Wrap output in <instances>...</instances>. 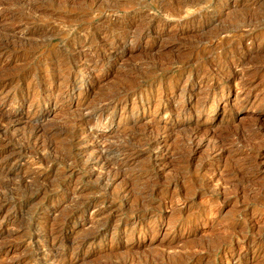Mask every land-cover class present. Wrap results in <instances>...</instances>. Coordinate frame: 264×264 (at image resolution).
<instances>
[{"label":"rangeland","instance_id":"1","mask_svg":"<svg viewBox=\"0 0 264 264\" xmlns=\"http://www.w3.org/2000/svg\"><path fill=\"white\" fill-rule=\"evenodd\" d=\"M0 45V264H264V0H0Z\"/></svg>","mask_w":264,"mask_h":264},{"label":"bare ground","instance_id":"2","mask_svg":"<svg viewBox=\"0 0 264 264\" xmlns=\"http://www.w3.org/2000/svg\"><path fill=\"white\" fill-rule=\"evenodd\" d=\"M36 6H37V5H36ZM234 20H235V19H234ZM241 29H242V28H241ZM211 33H212V32H211ZM1 35H2V34H1ZM4 36H5V35H4ZM2 40H3V39H2ZM4 41H5V40H4ZM4 41H3V42H4ZM6 41H7V40H6ZM6 41H5V42H6ZM1 42H2V41H1ZM8 42H9V40H8ZM24 43H25V42H24ZM5 44H8V46H9V43H5ZM5 44H4V45H5ZM13 45H14V44H13ZM0 47H2V46L0 45ZM11 47L13 48V46H11ZM28 47H29V46H28ZM5 49H6V48H5ZM5 49H4V50H5ZM7 49H8V48H7ZM7 49H6V50H7ZM19 49H20V48H19ZM10 50H11V48H10ZM2 51H3V50H2ZM0 55H1V54H0ZM65 56H66V55H65ZM67 56H68V55H67ZM68 57H69V56H68ZM68 57H67V60H68ZM61 59H62V58H61ZM61 59H60V60H61ZM65 59H66V58H65ZM69 59H70V58H69ZM67 60H66V62H67ZM183 61H184V60H183ZM62 62H63V61H62ZM60 63H61V62H60ZM64 63H65V61H64ZM64 63H63V64H64ZM68 63H69V62H68ZM63 64H62V65H63ZM60 66H61V65H60ZM66 66H67V65H66ZM64 69H65V68H64ZM66 69H67V68H66ZM64 73H65V72H64ZM66 74H67V73H66ZM137 74H138V73H137ZM63 75H64V74H63ZM63 75H62V76H63ZM68 75H70V74H68ZM4 76H5V75H4ZM20 76H21V75H20ZM62 76H61V77H62ZM19 78H20V77H19ZM19 78H18V79H19ZM58 78H60V77H58ZM63 78H64V77H63ZM14 79H15V78H14ZM20 79H21V78H20ZM16 80H17V79H16ZM64 80H65V79H64ZM131 80H132V79H131ZM133 80H134V79H133ZM67 81H68V80H67ZM137 81H138V80H137ZM139 81H140V80H139ZM129 82H130V81H129ZM61 83H65V82H61ZM0 84H1V83H0ZM136 84H137V83H136ZM128 85H129V84H128ZM58 88H59V87H58ZM127 88H128V87H127ZM66 89H67V88H66ZM62 90H63V89H62ZM64 90H65V89H64ZM127 90H128V89H127ZM67 91H68V90H67ZM70 92H71V91H70ZM121 92H122V90H121ZM62 93H63V92H62ZM117 93H118V92H117ZM67 94H68V93H67ZM118 95H119V94H118ZM55 98H56V97H55ZM4 113H5V112H4ZM0 115H2V114H0ZM3 115H4V114H3ZM10 115H11V114H10ZM0 117H1V116H0ZM1 118H4V117H1ZM8 119H10V118H8ZM13 119H14V118H13ZM10 120H12V119H10ZM7 122H8V121H7ZM9 122H10V121H9ZM13 122H14V121H13ZM15 122H16V121H15ZM11 123H12V121H11ZM73 125H74V124H73ZM75 125L79 127V125H77V124H75ZM71 127H72V126H71ZM73 127L76 128L75 126H73ZM42 128H43V127H42ZM74 128H72V131H71V129H70V131H71L70 133H73ZM43 130H44V129H43ZM77 130H78V129H77ZM32 131H33V130H32ZM29 132H30V131H29ZM29 132H28V133H29ZM44 132H45V131H44ZM31 133H34V132H31ZM2 134H3V133H2ZM9 135H10V134H9ZM30 135H31V134H30ZM67 135H68V134H67ZM26 136H27V133H26ZM26 136H25V138H26ZM35 136H36V135H35ZM145 136H146V135H145ZM4 137H5V136H4ZM4 137H2V138H4ZM11 137H12V136H11ZM27 137H29V135H28ZM29 138H30V137H29ZM49 138H50V137H49ZM73 138H74V137H73ZM73 138H71V139H73ZM132 138H133V137H132ZM5 139H6V138H5ZM12 139H13V138H12ZM23 139H24V138H23ZM145 139L147 140V137H146ZM13 140H14V139H13ZM25 140H27V138H26ZM66 140H67V139H66ZM1 141H3V140H1ZM8 141H10V140L8 139ZM11 141H12V140H11ZM22 141H23V140H22ZM30 141H31V140H30ZM34 141H35V140H34ZM43 141H44V140H43ZM69 141H70V140H69ZM148 141H151V140H148ZM26 142H27V141H26ZM28 142H29V141H28ZM71 142H72V141H71ZM145 142H146V141H145ZM185 142H186V141H185ZM9 143H10V142H9ZM14 143H15V142H14ZM30 143H31V142H30ZM30 143H29V144H30ZM73 143H74V142H73ZM140 143H141V142H140ZM142 143H143V142H142ZM150 143H151V142H150ZM0 144H1V143H0ZM12 144H13V142H12ZM27 144H28V143H27ZM27 144H26V145H27ZM33 144H34V143H33ZM42 144H43V142H42ZM147 144H148V143H147ZM187 144H188V143H187ZM1 145H2V144H1ZM4 145H5V143L3 144V146H4ZM70 145H71V144H70ZM30 146H31V145H30ZM43 146H44V144H43ZM12 147H14V145H13ZM36 147H37V146H36ZM44 147H45V146H44ZM1 148H2V147H1ZM1 148H0V149H1ZM116 148H117V147H116ZM122 148H123V147H122ZM149 148H150V147H149ZM21 149H23V147H21ZM33 149H34V148H32V150H33ZM114 149H115V148H114ZM134 149H135V148H134ZM23 150H24V149H23ZM29 150H30V149H29ZM112 150H113V149H112ZM121 150H122V149H121ZM123 150H125V149L123 148ZM127 150H128V149H127ZM11 151H12V150H11ZM11 151H10V152H11ZM17 151L19 152V149H18ZM17 151H16V152H17ZM30 151H31V150H30ZM119 151H120V150H119ZM148 151H150V150H148ZM14 152H15V151H14ZM8 153H9V152H8ZM25 153H26V151H25ZM25 153H24V154H25ZM28 153L31 154V153H33V152H31V153L28 152ZM28 153H27V155H28ZM109 153H110V152H109ZM11 154H14V153H11ZM21 154H23V153H21ZM1 155H2V154H0V156H1ZM6 155H7V154H6ZM8 155H9V154H8ZM25 155H26V154H25ZM2 156H3V155H2ZM9 156H11V155H9ZM64 156H65V155H64ZM106 156H107V155H106ZM21 157H22V156H21ZM21 157H20V158H21ZM28 157H29V156H28ZM66 157H67V156H66ZM68 157H69V156H68ZM109 157H110V156H109ZM2 158H3V157H2ZM2 158H1V159H2ZM29 158H30V157H29ZM40 158H41V157H40ZM51 158H52V157H51ZM104 158H106V157H104ZM16 159H18V158H16ZM25 159H26V158H25ZM41 159H42V158H41ZM41 159H40V160H41ZM43 159H44V158H43ZM68 159H69V158H68ZM106 159H107V158H106ZM115 159H116V158H115ZM14 160H15V159H14ZM107 160H108V159H107ZM111 160H112V159H111ZM113 160H114V159H113ZM12 161H13V160H12ZM2 162H3V165H4V164H8V163L10 162V158H9V157H7V158L4 157L3 160H2ZM42 162H43V161H42ZM86 162H87V161H86ZM109 162H110V161H109ZM12 163H13V162H12ZM15 163H16V160H15ZM111 163H112V162H111ZM114 163H115V162H114ZM41 164H43V163H41ZM112 164H113V163H112ZM115 164H116V163H115ZM86 165H87V164H86ZM10 166H12V165L10 164ZM122 166H123V165H122ZM4 169H5V168H4ZM10 169H11V168H10ZM10 169H9V170H10ZM125 169H126V168H125ZM2 170H3V169H2ZM7 170H8V169H7ZM154 171H155V170H154ZM4 173H5V171H4ZM6 173H7V172H6ZM148 173H149V172H148ZM152 173H154V172L152 171ZM156 173H157V172H156ZM156 173H155V174H156ZM155 174H153V175H155ZM142 175H143V174H142ZM140 176H141V175H140ZM150 176H151V175H150ZM150 176H149V177H150ZM155 176H157V175H155ZM3 177H4V176H3ZM159 177H160V176H159ZM146 178H147V177H146ZM146 178H145V179H146ZM145 179H142V180H141V179H137V181H138V180H141V181L143 182V180H145ZM151 179H152V178H151ZM151 179H150V180H151ZM158 179H159V178H158ZM158 179H157V180H158ZM160 179H161V178H160ZM109 180H110V179H109ZM155 180H156V179H155ZM102 181H103V180H102ZM106 181H107V178H106ZM146 181H147V180H146ZM151 181H152V180H151ZM158 181H159V180H158ZM2 182H3V181H2ZM31 182H32V181H31ZM135 182H136V180H135ZM138 182H139V181H138ZM153 182L155 183V181H153ZM107 183H108V182H107ZM130 183L132 184V182H130ZM133 183H134V181H133ZM147 183H149V180H148ZM147 183H146V186H147ZM154 183H153V184H154ZM156 183H157V182H156ZM159 183H160V182H159ZM144 184H145V183H144ZM59 185H60V184H59ZM59 185H58V186H59ZM107 185H108V184H107ZM140 186H141V185H140ZM142 186H145V185H142ZM142 186H141V187H142ZM149 186H150V185H149ZM152 186H153V185H152ZM154 186H155V184H154ZM133 187H134V186H133ZM147 187H148V186H147ZM136 188H138V186H137ZM144 188L146 189V187H143L142 189H144ZM132 189H133V188H132ZM149 189H150V188H149ZM34 190H35V189H34ZM137 190H139V188L136 189V191H137ZM146 190H147V189H146ZM152 190H154V189H152ZM140 191H142V190H139V192H140ZM144 191H145V190H144ZM30 192H31V191H30ZM114 192H115V191H114ZM142 192H143V191H142ZM153 192H154V191H153ZM157 192H158V191H157ZM117 193H118V192H117ZM134 193H135V192H134ZM140 193H141V192H140ZM140 193H139V194H140ZM150 193H151V192H150ZM150 193H149L148 196H150ZM154 193H155V192H154ZM154 193H153V194H154ZM24 195H25V194H24ZM114 195H115V194H114ZM134 195H136L137 198L141 197V196H138L137 194H134ZM134 195H132V196H134ZM154 195H156V194H154ZM136 196H135V197H136ZM143 196H145V194H144ZM152 196H153V195H152ZM137 198H134V199L137 200ZM144 198H145V197H144ZM144 198H143V199H144ZM23 199H24V198H23ZM139 199H141V198H139ZM150 199H151V197H150ZM153 199H154V198H153ZM131 200H133V198H132ZM148 200H149V198H148ZM144 201H145V200H144ZM139 202H141L140 204L143 203L142 205H144V202H143V201H139ZM137 203H138V202H137ZM145 203H146V202H145ZM149 204H151V203H149ZM149 204H147V205H149ZM48 205H49V204H48ZM145 205H146V204H145ZM151 205H152V204H151ZM151 205H150V206H151ZM152 206L154 207V205H152ZM140 207H142V206L140 205ZM153 207H151V208H153ZM146 208H147V207H146ZM154 208H155V207H154ZM143 209H144V208H143ZM149 209H150V208H149ZM152 210H153V209H152ZM137 217H138V216H137ZM65 221H66V220H65ZM51 226H52V225H51ZM59 228H60V227H59ZM102 228H103V227H102ZM54 229H55V228H54ZM51 232H52V231H51ZM52 233H53V232H52ZM91 233H93V232H91ZM87 234H88V233H87ZM55 235H56V234H55ZM55 235H54V236H55ZM57 235H58V234H57ZM60 235H61V234H60ZM100 235H101V234H100ZM48 236H49V235H48ZM51 236H52V234H51ZM85 236H86V235H85ZM52 237H53V236H52ZM64 237H65V236H64ZM64 237H63V238H64ZM49 238H50V237H49ZM55 239H56V238H55ZM44 240H45V239H44ZM46 240H47V239H46ZM53 240H54V238H53ZM53 240H52V241H53ZM62 240H63V239H62ZM39 241H40V238H39ZM53 242H54V241H53ZM62 242H63V241H62ZM76 243H77V242H76ZM42 244H43V243H42ZM54 245H55V244H54ZM60 245H61V244H60ZM189 258H190V257H189ZM153 261H154V260H153ZM109 262H110V261H109ZM167 262H168V261H167ZM178 262H179V261H178ZM178 262H177V263H178ZM180 262H181V261H180ZM180 262H179V263H180ZM110 263H111V262H110ZM182 263H184V261H183ZM107 264H108V263H107ZM123 264H124V263H123ZM126 264H127V263H126ZM162 264H163V263H162ZM174 264H175V263H174Z\"/></svg>","mask_w":264,"mask_h":264}]
</instances>
